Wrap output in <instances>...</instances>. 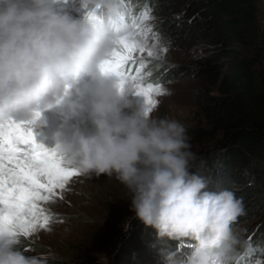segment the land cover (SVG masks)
<instances>
[{"label": "clouds", "instance_id": "9594fccd", "mask_svg": "<svg viewBox=\"0 0 264 264\" xmlns=\"http://www.w3.org/2000/svg\"><path fill=\"white\" fill-rule=\"evenodd\" d=\"M81 3L99 7L102 19H71L55 11L54 0H0V118L31 121L55 109L67 125L54 134L66 167L114 177L131 193L136 218L159 238L194 241L179 262L163 250L164 264H236L241 251H252L233 228L246 214L242 200L228 189L208 190V180L191 170L195 157L179 121L147 115L131 87L121 91L116 77L100 72L117 39L111 21L124 14L122 0ZM0 242L22 248L7 233ZM0 264L41 260L5 250ZM96 264L108 257L98 254Z\"/></svg>", "mask_w": 264, "mask_h": 264}, {"label": "trees", "instance_id": "16d2710c", "mask_svg": "<svg viewBox=\"0 0 264 264\" xmlns=\"http://www.w3.org/2000/svg\"><path fill=\"white\" fill-rule=\"evenodd\" d=\"M127 1L142 11L154 5L160 26H165L166 36L177 47L200 44L204 55L193 72L202 87L220 92L207 96L205 127L193 131L192 141L222 137L211 148L194 152L191 170L208 180L210 191L228 189L237 198L264 199V32L258 23L257 1L122 0L123 7ZM165 240L140 220L130 222L127 230L108 223L102 237L104 244L119 241L112 264H141ZM258 244V239L248 243ZM96 261L82 249L62 264Z\"/></svg>", "mask_w": 264, "mask_h": 264}, {"label": "rangeland", "instance_id": "374dc122", "mask_svg": "<svg viewBox=\"0 0 264 264\" xmlns=\"http://www.w3.org/2000/svg\"><path fill=\"white\" fill-rule=\"evenodd\" d=\"M256 1L258 23L264 32V0ZM124 5V14L129 22L134 14L135 18L139 19L146 9H150L149 16L154 19H149L145 23L159 34L160 40L157 42L152 39L151 34H148V42L158 43L160 47L167 48L166 52H159V59L148 60L142 73L145 84L159 83L166 90L165 95L156 98L158 106L151 111L150 116L179 121L187 131L192 153L202 148H211L222 135L210 141H192L193 131L205 127L204 106L207 96L220 95L217 88L210 90L206 86L202 87L196 73L193 72L204 55L202 46L199 44L190 48L177 47L174 40L166 36L165 26H160L161 20L155 16L154 5L143 8V11L139 5H133L128 1ZM96 11L97 15L102 14L101 9ZM88 12L89 9L82 5L81 0H76V3L69 7V16L74 20L85 18ZM156 50L159 51V49ZM134 99L137 104L145 105V98L142 95L135 94ZM50 110L55 120L62 118L55 109ZM44 112L41 118L46 121V124L41 125L40 120H37L32 130L37 143L40 144L38 139H47L42 144L46 147L49 142L55 144L54 134L61 130L58 127L52 129L48 126ZM69 123L81 125L84 123L86 126V121L74 120ZM241 197L246 214L238 218L233 228L247 243H250L252 239H258L260 244L256 247L250 246L251 252L241 251L237 261L239 264H249V261L255 264L257 259L264 260L260 251L264 249V199H257L253 195ZM131 198V193L114 177L79 175L72 179L62 197L57 196L54 202L44 205L51 213V221L47 229L38 230L30 237H21L22 248L20 249L10 248L6 244L4 249L11 251L27 249L24 251L25 254L39 257L41 264H62L76 252L86 249L96 258L98 254L106 255L108 264H112L119 241L114 244H104L102 237L108 223L113 222L116 226H122L139 220L131 210ZM48 233H55V237L52 239L47 235ZM193 245L194 241L189 239L176 243L166 239L160 242L153 254L141 264H164L161 252L165 249L175 252L177 261H182L192 250Z\"/></svg>", "mask_w": 264, "mask_h": 264}, {"label": "snow or ice", "instance_id": "6c2138e0", "mask_svg": "<svg viewBox=\"0 0 264 264\" xmlns=\"http://www.w3.org/2000/svg\"><path fill=\"white\" fill-rule=\"evenodd\" d=\"M96 10L89 11L85 18L101 20L102 14L97 15ZM149 12L146 9L131 22L125 14L111 21L117 39L99 65L101 73L117 78L121 91L131 87L136 95L145 98L147 115L158 106L156 98L165 95L166 90L159 83L145 84L142 73L148 60L159 59V52L167 51L158 43L148 42V34L153 40H160L159 34L145 23L154 19ZM40 116L37 111L31 121L0 118V233L17 238L18 243L21 237L49 227L51 213L44 205L62 197L72 179L81 175L75 168L65 166L56 149L50 151L36 142L32 126ZM260 251L264 256V249ZM255 264H264V260L257 259Z\"/></svg>", "mask_w": 264, "mask_h": 264}, {"label": "bare ground", "instance_id": "6f19581e", "mask_svg": "<svg viewBox=\"0 0 264 264\" xmlns=\"http://www.w3.org/2000/svg\"><path fill=\"white\" fill-rule=\"evenodd\" d=\"M75 3H76V0H54V8H55V11H57L58 13L62 15H66L69 18H71V16H69V7ZM44 113H45V117L47 119V123L49 127H51L52 129H55V127H58L60 128V130H66L67 127L62 118L55 120L52 116V112L50 109L46 110ZM84 125L85 124L82 123L81 126H84ZM45 140L47 141V139H38L37 141H39L40 144H44L46 142ZM55 146H56L55 144H51V142H49V144L45 148L51 151L55 149ZM47 235L51 237L52 239L55 237V233H48ZM4 248H6L5 244L3 242H0V251H4L5 250Z\"/></svg>", "mask_w": 264, "mask_h": 264}]
</instances>
